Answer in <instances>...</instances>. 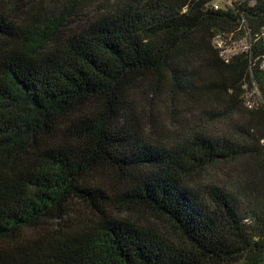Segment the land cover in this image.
I'll return each mask as SVG.
<instances>
[{
	"label": "trees",
	"instance_id": "16d2710c",
	"mask_svg": "<svg viewBox=\"0 0 264 264\" xmlns=\"http://www.w3.org/2000/svg\"><path fill=\"white\" fill-rule=\"evenodd\" d=\"M50 1L0 0V264H264V0H114L78 25L87 0ZM242 28L225 62L212 41ZM146 76L222 101L228 130L151 134Z\"/></svg>",
	"mask_w": 264,
	"mask_h": 264
},
{
	"label": "rangeland",
	"instance_id": "374dc122",
	"mask_svg": "<svg viewBox=\"0 0 264 264\" xmlns=\"http://www.w3.org/2000/svg\"><path fill=\"white\" fill-rule=\"evenodd\" d=\"M113 1L87 0L79 10V16L73 19V21H76L75 25L83 24L104 12L107 4H112ZM233 1L238 0H215L213 5L216 4L220 9H226L232 6ZM47 5L54 14H58L63 10L57 9L58 4L55 0H51ZM216 41L220 44L223 42L222 49L225 51V56L228 57H232L233 54L244 51L250 46L249 32L245 28H242L241 33L235 37L221 34V39ZM216 46H218L217 42ZM245 91L244 94L247 97L256 104L260 103V93L258 91L255 89H245ZM131 93L133 112L137 113L142 124H146V127L149 126L148 124H152V128L149 129L151 134H156V128H160V138L164 140H176L198 129H206L211 133L228 130L227 123L212 122L210 116H208V113L223 108L222 101L213 99L208 95L201 99H192L184 94H175L168 81L158 79L155 76L138 78L131 86ZM150 119L152 122H148ZM246 168L255 169L253 165L251 167L246 166ZM246 168L244 167V161L232 163L227 165L224 171H219L216 175L214 173V179L223 182V184L225 183L228 189L231 190L233 185L236 184L235 182L239 180L238 178L245 175L244 170ZM119 216L127 218V215L124 214ZM136 218L146 226L159 227L152 218L146 215L144 217L136 216Z\"/></svg>",
	"mask_w": 264,
	"mask_h": 264
},
{
	"label": "built area",
	"instance_id": "2783aa9c",
	"mask_svg": "<svg viewBox=\"0 0 264 264\" xmlns=\"http://www.w3.org/2000/svg\"><path fill=\"white\" fill-rule=\"evenodd\" d=\"M213 7L216 10L220 9L216 4L213 5ZM220 39H221V35L215 36L213 39V46L216 50L219 51L220 58H222V60H224L225 62H229L231 57L225 56V54H224L225 51L222 49L223 48V46H222L223 42H221V44H220V43H218V41H216V40H220ZM216 42H217L218 46H216ZM233 55H235V54H233ZM261 68L264 70V61L262 62ZM243 97H244L243 102H244V105L246 108L253 110L257 107V104L253 100H251L249 97H247L246 95H244Z\"/></svg>",
	"mask_w": 264,
	"mask_h": 264
}]
</instances>
